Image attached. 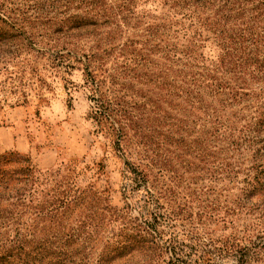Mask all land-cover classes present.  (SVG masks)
<instances>
[{"label":"rangeland","instance_id":"374dc122","mask_svg":"<svg viewBox=\"0 0 264 264\" xmlns=\"http://www.w3.org/2000/svg\"><path fill=\"white\" fill-rule=\"evenodd\" d=\"M100 1L104 3L102 7L110 9L109 5L115 13L109 18L97 16L101 22L98 28L56 32L58 26L39 20L31 25L27 21L26 29L17 30L19 35L14 43L0 46V154L11 150L27 153L38 170L49 175L44 188L38 185L43 189L37 193L39 198L54 194L56 181L64 187L79 186L77 194L87 199L74 206V211L67 212L63 218L67 228L78 229L80 220L92 212V197L103 206L118 207L126 218L140 217L143 202L140 198L148 199V189L155 198L148 207L168 216L165 218L169 222L168 230L198 247L210 249L215 264H264V179L256 187L248 183H255L254 177L259 172L253 169L257 165L252 162L258 144L250 150L243 146L242 154H234L231 161L236 162L239 172L228 174L223 169L225 154L218 153L208 159L202 149L194 148L199 146L193 143L198 134L186 135L188 145H167L174 151L162 155L156 144L152 145L151 149H155L152 151L141 143L140 135L129 126L125 128L128 136L119 140L111 132L110 123H104L101 129L90 117L96 109L95 99L103 95L110 100H125V108L136 119L140 110H144V105L135 109L139 105L154 108L149 99H159L154 84L159 78L158 70L164 66L173 69L181 66L163 57L164 48L186 42L185 31L173 34L165 29L164 34L153 33L161 23L182 19L169 5L153 0H136L135 6L128 4V0ZM124 4L131 11L124 9ZM6 6L20 7L21 12L14 11L17 18L32 19L37 3L6 0ZM71 6L63 16L86 14L96 7L78 0ZM205 11L212 13L210 9ZM188 26L191 22L184 21L182 27ZM204 44L206 47H200L197 52L207 56L213 48L210 40ZM88 72L94 74V80L89 79ZM168 72L170 81L175 73ZM250 82L242 85L243 91L264 90L263 81ZM239 100L232 107H222V116L228 119L236 136L250 122L262 97ZM159 103L170 114L177 113L166 102L159 100ZM193 111L196 115L191 117V128L198 130L208 117L202 110ZM158 112L167 116L164 109ZM157 115L149 112L145 117ZM261 131L264 138V129ZM261 153L264 154V149ZM131 168L149 172L148 182L140 183ZM128 190L132 191L127 196ZM97 210L106 214L104 223L85 229L98 233L92 242L85 241V247H81L91 263L103 252L108 240L116 239L113 233L121 226V221L110 220L112 216L107 210ZM136 255L120 258L117 263L134 264L140 258Z\"/></svg>","mask_w":264,"mask_h":264},{"label":"trees","instance_id":"16d2710c","mask_svg":"<svg viewBox=\"0 0 264 264\" xmlns=\"http://www.w3.org/2000/svg\"><path fill=\"white\" fill-rule=\"evenodd\" d=\"M78 1L91 6L95 4L96 7L87 10L86 14L63 16L77 0H35L37 6L34 7L32 20L31 17L17 18L14 11L21 12L20 7L8 9L6 0H0V46L4 43H14L19 35L17 30L26 29L27 21L31 22V25L33 21L36 23L39 20L58 26L56 32L79 31L89 30L91 27L98 28L101 22L97 16L109 18L115 13L111 11L109 5L107 8L110 9L102 7L104 3L100 0ZM153 1L169 5L171 9L182 15V19H177L175 22L159 24L153 32L159 35L164 34L165 29L171 30L173 34L185 31L183 39L186 42L180 45L173 43V46L164 48L166 54L163 56L176 64L180 63L181 66L176 69L164 66L158 70L159 78L154 84L158 88L159 99L157 101L149 99L154 108L145 104L136 107L135 109H139L144 105V110H140L139 119L133 118L132 111L125 108V100H110L111 98L106 95L101 99H95L96 109H93L90 117L101 129L104 123H110L111 132L119 140L128 136L125 128L129 126L140 135L141 143L149 146V149L156 144L155 147L163 151L162 155L174 151L167 148V145L175 144L181 147L188 145L186 135H190V132L198 134L193 143H199V146L194 148L196 147L197 151L202 149L208 159L218 153L225 154L227 160L223 169L228 174L239 172L235 168L236 162L231 161L234 154H242L243 146L246 150H250L258 144L252 162L257 165L253 169H259V172L254 177L255 183L249 181L248 183L255 187L257 184H262L264 154L261 153V149H264V138L261 129H264L262 128L264 127V90L243 91L242 85H249L250 81L264 82V0ZM129 3L135 6L136 0H128ZM128 4L122 6L131 11ZM205 9H210L212 13L207 14ZM54 12L57 14L51 15ZM90 12H93L91 16ZM184 21L191 22V26L183 28ZM175 26L177 28H174ZM188 30L189 32H186ZM209 40L213 50L210 49L207 56L198 53L197 49L206 47L204 42ZM195 67L197 70L194 69ZM166 70L175 73V77L170 81L169 72ZM87 74L91 75L89 77L91 81L94 80L93 73ZM167 96L171 98L167 99ZM261 97L262 101L254 111L255 114L252 115L250 122L244 125L240 129V134L236 136L227 122L228 119L222 116V107H232L237 99H240V102L242 99ZM159 100L169 104L177 113L170 114L161 106ZM112 104L120 108L115 109ZM128 107L134 108L133 105ZM194 108L202 110L208 117L202 128L198 130L192 129L191 117L196 115ZM158 109H164L167 116H162ZM149 112L158 115L145 117ZM165 127L167 129H164ZM254 133L256 138L253 137ZM151 150L155 151L154 148ZM126 164L131 167L130 162L127 161ZM131 169L138 175L140 183L148 182L149 172L144 169ZM48 176L38 170L27 153L11 150L0 154V237H2L0 264H118V259L125 256L135 258L136 254L140 258L134 264H215L210 249L198 247L181 238L175 231L168 230L169 222L166 223L165 219L168 216L148 207L150 201H155L148 189L146 190L149 194L148 199L140 198L143 201L140 204L142 209L139 211L140 217L126 218L121 215L118 207L109 204L103 206L97 198L92 197V212L80 220L78 229L67 228L63 218L68 211H74V206L84 203L83 200L87 199V196L81 197L77 194L79 192L77 184L64 187L56 181L55 187L52 188L55 193L49 197L39 198L37 193L43 192V189L38 185L40 187L43 185L44 188L49 180ZM131 191L128 190L125 194L128 196ZM97 208L107 210L112 216L110 220L121 221V226L113 233L116 239L108 240L103 252L94 263H91L81 247H85V241L92 242L94 235L98 233L92 234V231L85 229L93 225L98 227L104 223L106 214L99 212ZM38 233L45 235L39 236Z\"/></svg>","mask_w":264,"mask_h":264}]
</instances>
